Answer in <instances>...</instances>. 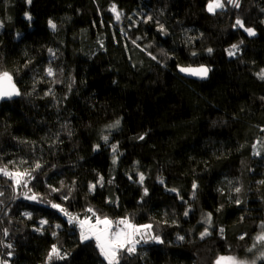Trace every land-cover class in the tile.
Returning <instances> with one entry per match:
<instances>
[{"label": "trees", "instance_id": "trees-1", "mask_svg": "<svg viewBox=\"0 0 264 264\" xmlns=\"http://www.w3.org/2000/svg\"><path fill=\"white\" fill-rule=\"evenodd\" d=\"M208 2L0 0V73L20 92L0 101V168L30 172L40 200L0 173V264H108L51 203L151 223L162 243L120 264H215L253 246L264 229V0H223L215 14ZM202 65L203 82L179 73ZM53 245L65 258L49 263Z\"/></svg>", "mask_w": 264, "mask_h": 264}, {"label": "snow or ice", "instance_id": "snow-or-ice-1", "mask_svg": "<svg viewBox=\"0 0 264 264\" xmlns=\"http://www.w3.org/2000/svg\"><path fill=\"white\" fill-rule=\"evenodd\" d=\"M30 4L31 0H27ZM229 4H232L235 7H239V0H227ZM223 0H209L207 4V11L215 14L217 9L224 8ZM115 10V7L112 9ZM28 20H31L30 14H25ZM116 18L119 20L120 14L117 13ZM236 24L240 27H244L243 22L240 20L236 21ZM49 26L55 30L56 24L51 20L49 21ZM245 31L248 35H255V31L251 28H245ZM239 50L238 45H233L232 48L228 50L229 56L236 55V52ZM208 52L211 53L212 49L209 48ZM180 71L186 72L188 74L198 76L201 78H206L209 72V69L205 66H200L198 68H181ZM48 75H54L51 68L48 69ZM261 78H264V72L260 74ZM20 95L19 90L16 88L15 83L13 82V78L10 73L3 72L0 73V99L5 97L11 98L12 96ZM119 124V121H116L114 125H110L109 127H116ZM105 141L108 140V137H103ZM143 139V137H141ZM98 147V146H97ZM116 146L113 145L112 151L116 152ZM115 162V160H114ZM36 168H40L41 165L37 163L35 165ZM0 173L15 180L17 186L23 184L24 187H27V181L24 179L25 176H30V172H9L7 168H0ZM144 181V175L141 173L139 175V182L142 184ZM100 184H103V177L100 178ZM163 182V181H161ZM196 185H193L195 188ZM91 188L94 190L95 185H91ZM30 191V189H29ZM172 191H176L172 189ZM237 192L240 191L239 188L236 189ZM2 195V193H0ZM145 195H147V189H145ZM26 198L31 200H36L37 196L32 194L31 196H26ZM67 197H65L66 199ZM53 208H58L60 211L64 212L66 216H68L69 223L76 222L80 227V239L82 241L94 240L96 248L99 250V254L104 257V259L108 262V264H120V256L122 253H127L129 255L134 254L137 250V245L141 243V241L147 242V239L155 240L157 242H161L158 236L152 235L151 224L146 225H137L131 221L129 217H123L117 220H113L107 216L101 217L98 215L95 210L89 208L87 211L91 213V216L85 217L84 219H80L78 216H73L68 213L66 210L60 208L59 205L53 204ZM25 215H30L25 213ZM187 215V213H185ZM94 217V222H93ZM209 224L211 223V214L208 215ZM42 224L47 223V221H41ZM222 231V230H221ZM6 233V230H5ZM208 235L207 230L201 233V236ZM179 239H183V237H179ZM256 240L264 243V233H261L256 237ZM9 248L11 245H7ZM264 256V253H261ZM57 257L59 259H64L65 257L60 254V250L56 245H53L51 248V252L49 253L48 260L51 261L53 257ZM216 264H246L244 261H239L235 257L232 256H220L216 260Z\"/></svg>", "mask_w": 264, "mask_h": 264}, {"label": "rangeland", "instance_id": "rangeland-1", "mask_svg": "<svg viewBox=\"0 0 264 264\" xmlns=\"http://www.w3.org/2000/svg\"><path fill=\"white\" fill-rule=\"evenodd\" d=\"M225 7V6H224ZM217 10H221V9H217ZM235 27H239V28H242L244 31H245V28H249V27H240V26H238L237 24H235ZM251 29H253V28H251ZM254 30V29H253ZM255 31V35L257 34V32H256V30H254ZM246 32V31H245ZM246 34L248 35V33L246 32ZM255 35H252V36H250V35H248V36H250V37H255ZM228 57L230 58V57H233V56H229L228 55ZM13 179V178H12ZM24 179L27 181V187H24L23 186V184H21L20 186H17L16 185V183H15V180H14V184H15V189H17V194L19 195L20 193H22V194H24L25 195V197L26 196H31V194H30V192H32L31 191V189H30V191H29V188H28V186H29V183H30V180L28 179V178H26V176L24 177ZM33 194V193H32ZM29 200H31V199H29ZM36 200H38V201H40L39 199H36ZM35 200V201H36ZM32 201H34V200H32ZM53 204H55V203H51V204H49V206H51L52 207V205ZM43 205H47L48 206V204H46V203H43ZM56 205H59L60 206V208H62L61 207V205L60 204H58V203H56ZM53 208V207H52ZM54 209H57L58 211H60V209H58V208H54ZM63 209V208H62ZM61 213H62V215H63V217L65 218V220H67L68 222H69V220H68V216H66L65 214H64V212H62V211H60ZM68 213H70L69 211H67ZM70 214H72L73 216H78L80 219H84L85 217H81L80 215H77V214H73V213H70ZM111 219H113V218H111ZM113 220H117V219H113ZM93 222H94V220H93ZM134 223V222H133ZM71 226H74L77 230H79L80 231V227H79V224L78 223H76V222H73V223H69ZM146 224H151V223H144V224H142V225H146ZM137 225H140V224H137ZM152 225V224H151ZM151 233H152V235H155V233H154V227L152 226V229H151ZM261 233H264V229L262 230V232H260V234ZM259 234V235H260ZM82 241V240H81ZM88 241H91V240H88ZM83 242H87V241H83ZM149 242H155V240H151V239H147V242H144V241H141V243L140 244H138V245H141V244H145V243H149ZM137 245V246H138ZM253 246H251L246 252H245V254L244 255H241V256H239V255H233L232 257H235L237 260H239V261H244V262H246V264H259V263H261V262H263L264 263V256H262L261 255V253H264V243H262V242H259V241H257L256 240V238L254 239V242H253V244H252ZM222 256H225V255H222ZM55 257V256H54ZM54 257H53V259H54ZM52 259V260H53ZM52 260L51 261H48L49 263H51L52 262ZM5 264H8V263H5ZM216 264V263H215Z\"/></svg>", "mask_w": 264, "mask_h": 264}, {"label": "water", "instance_id": "water-1", "mask_svg": "<svg viewBox=\"0 0 264 264\" xmlns=\"http://www.w3.org/2000/svg\"><path fill=\"white\" fill-rule=\"evenodd\" d=\"M202 66H205V65H202ZM192 68H198V67H196V66H191ZM205 67H207V66H205ZM182 68H188V67H182ZM208 68V67H207ZM209 69V68H208ZM179 73L181 74V75H183L184 77H186L187 79H189V80H194V81H198V82H203V81H205V80H207L209 77H210V75H211V72H210V69H209V72H208V75H207V77L206 78H201V77H198V76H194V75H191V74H188V73H186V72H182V71H180L179 70ZM14 82V81H13ZM12 97H14V96H12ZM2 100H8V98L7 97H5V98H3V99H0V101H2Z\"/></svg>", "mask_w": 264, "mask_h": 264}, {"label": "crops", "instance_id": "crops-1", "mask_svg": "<svg viewBox=\"0 0 264 264\" xmlns=\"http://www.w3.org/2000/svg\"><path fill=\"white\" fill-rule=\"evenodd\" d=\"M7 263V262H6Z\"/></svg>", "mask_w": 264, "mask_h": 264}]
</instances>
